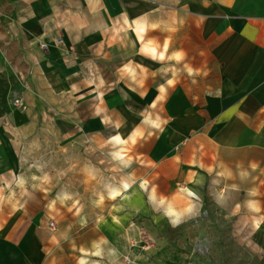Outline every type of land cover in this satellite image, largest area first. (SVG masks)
<instances>
[{
	"label": "crops",
	"instance_id": "1",
	"mask_svg": "<svg viewBox=\"0 0 264 264\" xmlns=\"http://www.w3.org/2000/svg\"><path fill=\"white\" fill-rule=\"evenodd\" d=\"M47 138L123 194L236 214L264 264V0H0V264H45L14 187Z\"/></svg>",
	"mask_w": 264,
	"mask_h": 264
},
{
	"label": "rangeland",
	"instance_id": "2",
	"mask_svg": "<svg viewBox=\"0 0 264 264\" xmlns=\"http://www.w3.org/2000/svg\"><path fill=\"white\" fill-rule=\"evenodd\" d=\"M53 145L47 138L45 153L30 146L23 185L14 187L17 206L45 216V264H260L236 214L192 201L185 208L195 211L183 214L146 191L111 196L115 166L84 155L75 162Z\"/></svg>",
	"mask_w": 264,
	"mask_h": 264
},
{
	"label": "bare ground",
	"instance_id": "3",
	"mask_svg": "<svg viewBox=\"0 0 264 264\" xmlns=\"http://www.w3.org/2000/svg\"><path fill=\"white\" fill-rule=\"evenodd\" d=\"M110 184V183H109ZM113 184V183H112ZM121 190V187H119L118 185H110L108 187V194H110L111 196H114L115 194H117V192H119Z\"/></svg>",
	"mask_w": 264,
	"mask_h": 264
},
{
	"label": "built area",
	"instance_id": "4",
	"mask_svg": "<svg viewBox=\"0 0 264 264\" xmlns=\"http://www.w3.org/2000/svg\"><path fill=\"white\" fill-rule=\"evenodd\" d=\"M15 103H18V102H20L18 99H15V101H14ZM49 226L51 227V228H53L54 227V223L52 222V221H50L49 222Z\"/></svg>",
	"mask_w": 264,
	"mask_h": 264
}]
</instances>
